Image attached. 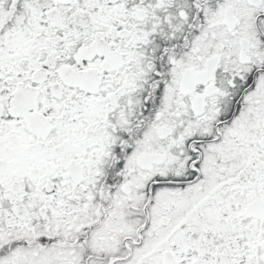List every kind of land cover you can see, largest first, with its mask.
<instances>
[{"label":"snow or ice","instance_id":"6c2138e0","mask_svg":"<svg viewBox=\"0 0 264 264\" xmlns=\"http://www.w3.org/2000/svg\"><path fill=\"white\" fill-rule=\"evenodd\" d=\"M0 264H264V0H0Z\"/></svg>","mask_w":264,"mask_h":264}]
</instances>
